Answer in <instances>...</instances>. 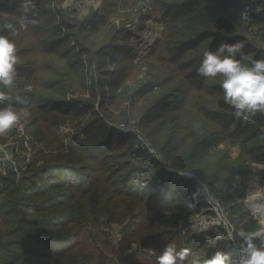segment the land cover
Here are the masks:
<instances>
[{
	"label": "trees",
	"instance_id": "trees-1",
	"mask_svg": "<svg viewBox=\"0 0 264 264\" xmlns=\"http://www.w3.org/2000/svg\"><path fill=\"white\" fill-rule=\"evenodd\" d=\"M62 1L35 0L36 23L14 37L19 63L11 94L29 98L27 106L14 104L27 111L21 122L29 136L26 144L20 138L19 149L29 157L14 153L17 168L0 158L6 168L0 176V264H155L168 242L192 252L207 246L190 234L192 216L207 207L193 199L197 183L210 192L231 188L242 198L245 184L235 182L248 179L249 165L264 168V113L235 116L224 102L221 77L205 79L195 71L204 50L221 41L242 42L250 57L264 59V45L253 47L241 35V3L136 0L146 5V19L159 16L161 29L147 59L134 64L128 48L119 47L132 16L120 10L131 0H102L100 11L82 20ZM252 1L262 10L246 28L264 44V0ZM19 4L0 2V24L17 22ZM142 65L137 132L158 158L151 160L153 182L133 189L132 160L146 152L134 148L136 134L131 141L114 139L103 119H125L116 111V92ZM67 120L82 124L68 136ZM184 172L195 178L185 179ZM258 174L264 180V169ZM111 223L120 225L119 233ZM207 248L204 258L217 249L232 257L239 249L224 238Z\"/></svg>",
	"mask_w": 264,
	"mask_h": 264
},
{
	"label": "rangeland",
	"instance_id": "rangeland-1",
	"mask_svg": "<svg viewBox=\"0 0 264 264\" xmlns=\"http://www.w3.org/2000/svg\"><path fill=\"white\" fill-rule=\"evenodd\" d=\"M238 1L243 7V1ZM101 3L102 0H63L62 4L59 3V5H63V8H68L69 10L73 9L71 11H73L74 16L78 20H82L86 16H91L92 12H96V10L100 11L99 8ZM142 7H146L143 2L131 0L127 9L120 10L122 14H132V16L129 17L128 23L123 27V36H125L126 40L121 41V45H119V47L123 49L128 48V55L133 56L134 60L132 63L134 64L147 59L148 54L159 39V32L161 29V20L159 16H152L150 19H146L144 16H146L148 12L143 10ZM123 19L126 20L125 18H114L113 21L118 23L119 20ZM241 35L246 40V37L243 35V33H241ZM263 45L264 44L258 42L257 48L259 49ZM145 71L146 66L142 65L141 71L138 74L134 71L128 80H126L124 88H120L116 92L117 99L121 100V102L118 100L117 105L115 106L118 107L116 111L118 112L119 110L125 113V119L120 120L118 118H113L112 121L103 119V122H105L106 126L113 130L110 133L114 139H129L131 136L136 134V136H134L136 137L133 143L135 146L134 148H137L136 146H138L141 151L146 152L145 156L143 155V158L132 160L134 164V173L130 182V186L133 189H139L153 182L154 178L151 170V160L158 158L156 152L148 145L146 139L144 137L141 138L139 136V132H137V119L135 118L137 115L135 114L134 108L136 110V108L141 105L139 94H137L139 89L138 80L142 79ZM104 91L107 94L106 96H109L110 89L105 87ZM130 94L132 97L135 95L133 105L130 103ZM121 97L122 99H120ZM96 104H98V101ZM67 121L68 122L63 124V126H67L65 127L64 131L70 130L66 133L67 136L73 134L76 129H80V126L82 125L79 124L80 122L78 123L73 121V123H71L69 120ZM23 136H25L24 143L26 144L27 136L29 135H27L24 124L20 120V122L7 136L0 137V158L5 161V163L7 161L11 162V164H13L16 168L18 164H16V161L13 159L14 153L26 154L29 157V153L19 149V140L20 138H23ZM84 136L85 134L81 135V137ZM129 141H131V139H129ZM229 150L231 151V158L236 157V146L229 147ZM20 165V168H25L22 162H20ZM250 166L252 168H250ZM16 168L15 170L18 173V169ZM249 168L251 172L248 176V179L245 182L237 180L234 185L239 186L241 183L245 184V192L242 198H239L238 194L235 193L231 188L229 190H220L217 188V186H214V192H210L208 188L197 183L198 187L196 188V191L199 189V192L197 193V197L199 199L198 201L207 205V207H205L202 212L192 216L190 221V234H194L201 240L206 241L207 246L193 251L202 258L205 256V249H208L207 247H213L219 239H228L232 244H234L235 247H240L239 245L241 241L236 235L239 230L243 229L245 231H255L260 227H264L262 220L253 215L252 209L247 203V193L249 189H251V185L255 186L257 192L259 191L258 194L264 202V180H261L260 174H258L259 171L263 170L264 168L260 164L249 165ZM184 173H181V176H183ZM189 173L190 174H184L185 179H194L195 174L192 172ZM2 175H6V168H2V170H0V176ZM17 177V180L22 183V186L26 185L25 182L27 179L24 177V175L17 174ZM3 196L4 194L2 197ZM110 227L112 232L115 234L119 233L120 225L111 223ZM229 232L232 233V239H229ZM238 252L239 249L235 248L234 254L236 255ZM117 262L120 263V260Z\"/></svg>",
	"mask_w": 264,
	"mask_h": 264
},
{
	"label": "clouds",
	"instance_id": "clouds-1",
	"mask_svg": "<svg viewBox=\"0 0 264 264\" xmlns=\"http://www.w3.org/2000/svg\"><path fill=\"white\" fill-rule=\"evenodd\" d=\"M261 10L257 8V11ZM18 13L16 23L6 21L0 24V137L7 136L21 117L27 115L26 109L17 110L14 104H29L27 96L11 94L16 87L19 63L14 37L36 23L35 0H20ZM195 71L198 77L205 79L221 77L224 102L230 105L235 116L264 113V59L250 57L245 53L242 42L221 41L214 50H204ZM28 91L32 89L29 87ZM198 192L199 189L193 193V199ZM236 235L241 243L235 256L229 257L225 250L217 249L210 256L202 258L188 248L178 249L177 243L171 241L165 244L155 264H264V227L255 231L241 229ZM228 236L232 239L231 232Z\"/></svg>",
	"mask_w": 264,
	"mask_h": 264
},
{
	"label": "built area",
	"instance_id": "built-area-1",
	"mask_svg": "<svg viewBox=\"0 0 264 264\" xmlns=\"http://www.w3.org/2000/svg\"><path fill=\"white\" fill-rule=\"evenodd\" d=\"M243 1V8L241 12V21L243 23V35L246 37V41L250 43L254 47H258V42L256 40L255 35L250 29H247L246 27L251 21V18L253 15H257L260 13V11H257V6L252 0H242ZM3 163L0 162V170L3 168ZM184 174H190L189 172H186ZM183 174V176H184ZM185 177V176H184Z\"/></svg>",
	"mask_w": 264,
	"mask_h": 264
},
{
	"label": "bare ground",
	"instance_id": "bare-ground-1",
	"mask_svg": "<svg viewBox=\"0 0 264 264\" xmlns=\"http://www.w3.org/2000/svg\"><path fill=\"white\" fill-rule=\"evenodd\" d=\"M250 188L251 189H249L247 193V203L251 207L253 215L262 220L264 226V202L259 196V191L257 192L255 186L251 185Z\"/></svg>",
	"mask_w": 264,
	"mask_h": 264
}]
</instances>
